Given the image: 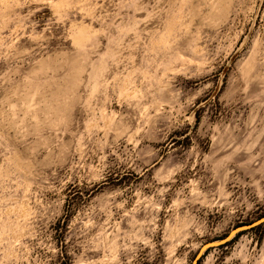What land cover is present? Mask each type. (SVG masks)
Returning a JSON list of instances; mask_svg holds the SVG:
<instances>
[{
	"label": "rangeland",
	"instance_id": "374dc122",
	"mask_svg": "<svg viewBox=\"0 0 264 264\" xmlns=\"http://www.w3.org/2000/svg\"><path fill=\"white\" fill-rule=\"evenodd\" d=\"M46 2L0 0V264H264V0Z\"/></svg>",
	"mask_w": 264,
	"mask_h": 264
},
{
	"label": "snow or ice",
	"instance_id": "6c2138e0",
	"mask_svg": "<svg viewBox=\"0 0 264 264\" xmlns=\"http://www.w3.org/2000/svg\"><path fill=\"white\" fill-rule=\"evenodd\" d=\"M62 2V0H47L46 2V7H51L55 9L56 7L59 6V4Z\"/></svg>",
	"mask_w": 264,
	"mask_h": 264
},
{
	"label": "trees",
	"instance_id": "16d2710c",
	"mask_svg": "<svg viewBox=\"0 0 264 264\" xmlns=\"http://www.w3.org/2000/svg\"><path fill=\"white\" fill-rule=\"evenodd\" d=\"M262 224H263V223H262ZM262 224H259V225H256V226L251 227V230H256V229H258ZM239 234H240V233H238L235 237L239 236ZM230 241H231V240H230ZM230 241H229V242H230ZM229 242H228V243H229Z\"/></svg>",
	"mask_w": 264,
	"mask_h": 264
},
{
	"label": "water",
	"instance_id": "95a60500",
	"mask_svg": "<svg viewBox=\"0 0 264 264\" xmlns=\"http://www.w3.org/2000/svg\"><path fill=\"white\" fill-rule=\"evenodd\" d=\"M237 229V228H236ZM240 229H242V227H240Z\"/></svg>",
	"mask_w": 264,
	"mask_h": 264
},
{
	"label": "bare ground",
	"instance_id": "6f19581e",
	"mask_svg": "<svg viewBox=\"0 0 264 264\" xmlns=\"http://www.w3.org/2000/svg\"><path fill=\"white\" fill-rule=\"evenodd\" d=\"M217 92V91H216Z\"/></svg>",
	"mask_w": 264,
	"mask_h": 264
}]
</instances>
